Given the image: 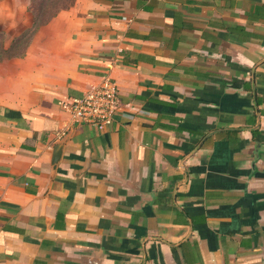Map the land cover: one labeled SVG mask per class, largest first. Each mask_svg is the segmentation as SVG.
I'll return each instance as SVG.
<instances>
[{
	"label": "crops",
	"instance_id": "obj_1",
	"mask_svg": "<svg viewBox=\"0 0 264 264\" xmlns=\"http://www.w3.org/2000/svg\"><path fill=\"white\" fill-rule=\"evenodd\" d=\"M105 77V130L57 105ZM0 264H264V0H72L1 60Z\"/></svg>",
	"mask_w": 264,
	"mask_h": 264
},
{
	"label": "rangeland",
	"instance_id": "obj_2",
	"mask_svg": "<svg viewBox=\"0 0 264 264\" xmlns=\"http://www.w3.org/2000/svg\"><path fill=\"white\" fill-rule=\"evenodd\" d=\"M72 0H0V60L24 54L32 28L49 21Z\"/></svg>",
	"mask_w": 264,
	"mask_h": 264
},
{
	"label": "built area",
	"instance_id": "obj_3",
	"mask_svg": "<svg viewBox=\"0 0 264 264\" xmlns=\"http://www.w3.org/2000/svg\"><path fill=\"white\" fill-rule=\"evenodd\" d=\"M118 92L115 81L110 77H105L98 84L88 86L81 97L58 99L57 105L70 116L73 122L86 124L103 131L112 123L119 111Z\"/></svg>",
	"mask_w": 264,
	"mask_h": 264
},
{
	"label": "trees",
	"instance_id": "obj_4",
	"mask_svg": "<svg viewBox=\"0 0 264 264\" xmlns=\"http://www.w3.org/2000/svg\"><path fill=\"white\" fill-rule=\"evenodd\" d=\"M72 4V3H71ZM48 22V21H47ZM47 22H45V23H47ZM45 23H43V24H40V25H38V26H34L33 28H32V34L40 27V26H42V25H44ZM32 36V35H31ZM7 58V57H6ZM4 59V58H3ZM2 59V60H3ZM1 61V60H0Z\"/></svg>",
	"mask_w": 264,
	"mask_h": 264
}]
</instances>
